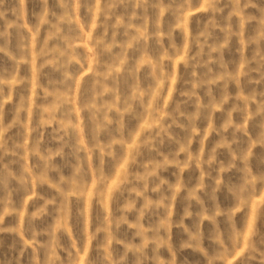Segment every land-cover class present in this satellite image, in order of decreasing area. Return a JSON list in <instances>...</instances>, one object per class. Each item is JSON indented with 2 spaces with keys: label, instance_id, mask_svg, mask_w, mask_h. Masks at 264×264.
<instances>
[{
  "label": "rangeland",
  "instance_id": "1",
  "mask_svg": "<svg viewBox=\"0 0 264 264\" xmlns=\"http://www.w3.org/2000/svg\"><path fill=\"white\" fill-rule=\"evenodd\" d=\"M0 264H264V0H0Z\"/></svg>",
  "mask_w": 264,
  "mask_h": 264
}]
</instances>
